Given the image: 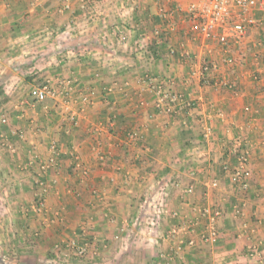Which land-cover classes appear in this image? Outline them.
I'll return each mask as SVG.
<instances>
[{"label": "crops", "instance_id": "obj_1", "mask_svg": "<svg viewBox=\"0 0 264 264\" xmlns=\"http://www.w3.org/2000/svg\"><path fill=\"white\" fill-rule=\"evenodd\" d=\"M199 1L0 0V118H10L0 137L25 132L10 148L15 154L0 148V264H37L74 236L111 253L107 241L134 231L131 218L153 202L163 228L156 243L196 247L183 264H264V62L251 53L230 73L221 47L193 33L185 13L162 16ZM261 29L232 47L247 52L264 41ZM207 60L216 70L204 71ZM227 78L231 90L210 84ZM46 83L58 98L32 103L31 89ZM154 84L184 94L195 109L185 114L179 102L166 112ZM68 87L70 108L61 103ZM133 131L137 144L126 137ZM53 144L60 158L42 172ZM236 146L249 156L243 185L232 181ZM217 213L221 236L207 244L201 236ZM169 228L177 233L165 239Z\"/></svg>", "mask_w": 264, "mask_h": 264}, {"label": "built area", "instance_id": "obj_2", "mask_svg": "<svg viewBox=\"0 0 264 264\" xmlns=\"http://www.w3.org/2000/svg\"><path fill=\"white\" fill-rule=\"evenodd\" d=\"M185 13L187 19L190 23L191 31L193 33L200 34L204 38L216 42L221 45L227 64L233 70V73L238 69L237 54L238 51L232 46L234 43H239L243 40L247 34L253 33L255 29H259L264 22V0H200L197 3H191L187 7H179L177 10L175 7L169 10L162 11V16L166 19L173 18L175 13ZM262 13L263 15L258 18L257 14ZM261 19V20H260ZM175 29L174 25L169 26V31ZM123 41H126L123 35ZM208 66L204 67V71H208ZM235 80H215V86H221L223 89L231 90L234 86ZM154 92L160 95L158 102L159 106L166 105V112H171L173 105L175 103L183 102L186 107H192V101H186L184 94L174 93L170 89H165L163 85L154 84ZM72 87H68V90L62 94L61 99L62 105L66 108H70L71 98L69 97V92ZM30 96L34 99L36 103H43L47 99H57L58 94L49 83L34 86L30 91ZM87 100V98H84ZM174 109V108H173ZM194 110V109H193ZM72 121H75L74 115L71 116ZM8 118L6 115L0 118V124H7ZM214 128L211 124H206L203 129V139L204 142H210L214 137ZM128 140L135 143L140 139V134L138 131L129 132L126 136ZM238 144H241V140L238 139ZM238 146L234 147L231 151L234 157H236V168L232 173V181L236 184H244V180L251 176V170L249 168V156L246 152H240L237 150ZM60 158V152L56 144L51 146V157L49 159L48 165L43 164L41 166L42 170L45 171L50 167L51 164H55ZM223 169L228 172L230 170V165L225 163ZM38 184L45 189V184L43 181H38ZM213 188L218 187V183L215 181L212 183ZM188 193L194 191V185L190 184L186 189ZM238 208H236L237 212ZM209 212L210 211L206 210ZM207 214V213H206ZM220 214H213L210 217L209 223L207 225L206 231L202 234L203 242L207 244L214 245L220 239V230L217 226V217ZM171 234H176L177 230H172ZM193 240L190 241L189 245H193ZM69 247H76L75 242H72ZM79 256L84 254V250H79ZM252 253H255V249Z\"/></svg>", "mask_w": 264, "mask_h": 264}, {"label": "rangeland", "instance_id": "obj_3", "mask_svg": "<svg viewBox=\"0 0 264 264\" xmlns=\"http://www.w3.org/2000/svg\"><path fill=\"white\" fill-rule=\"evenodd\" d=\"M82 1H83L84 6H86V7L89 6L90 0H82ZM84 9H86V8L84 7ZM257 15H258L257 17L260 18L263 14L258 13ZM263 27H264V25H262L260 27V30H262L261 28H263ZM255 31H253V32H255ZM195 34H197V33H195ZM255 42H256V46L252 45V47H249V45H248L249 48H248L247 52L242 54V55H244V57L242 58V56H241L240 58L237 59L239 67H244V66L248 65V59H249V56L251 53L254 54L253 60L255 62H258V61L264 62V50H263L264 49V45H263L264 41L262 42V39H258ZM212 44L216 45L217 47H221V45L216 43V42H214V43L212 42ZM208 60L204 61L203 67L208 66L209 71L216 70L214 64L209 63ZM239 61H241L243 63H240ZM227 66H228V69L230 70V73H233V70L230 68V66L229 65H227ZM226 80H231V79L227 78ZM214 81L215 80H213V82ZM212 86L214 87V84ZM215 88L219 89V90H223V87H221V86H215L214 89ZM31 100H32L31 101L32 103L35 102L33 98ZM59 104H61V103H59ZM58 105L56 104L57 107H58ZM72 115H74V118H75L74 120H76V115L75 114H72ZM72 115L68 116V123L69 124H72V122H74L71 119ZM6 116H7V114H6ZM7 118H8L7 124H1V125H3V126L9 125V119L10 118H9V116H7ZM12 120H15V119H12ZM19 120H21V119H19ZM30 120H32V119L30 118ZM12 124L15 125L16 123H12ZM24 124L25 123H23V122L17 124V125H21L22 131H25L24 130L25 128L23 127ZM19 138H21V139L25 138V132L24 133L20 132V133H17L15 135L8 133V132L4 133L3 136L0 137V148L4 149L5 152L7 153V155H8V152H9V154H15L16 152L15 153L12 152L10 148H12L14 150L15 142L18 140H21ZM15 150H16V148H15ZM42 172H45V171L42 170ZM42 175H43V173H42ZM35 185L40 186L38 183H36ZM39 205H40V209L44 206V202L42 201V199L39 201ZM148 205H149V207H148L147 212H149V213L138 212L136 214V217L134 216L131 218L133 220V223L130 226V229L132 228V229H134V231L127 232L128 233L127 236L123 235V233H124L123 231L118 232L117 238L113 239V237H112V239L107 241V242H109V245H112L111 249H110L111 253H105V252H108L109 248L95 247L94 250H92L91 246L87 247L85 244L87 243V241H90V242L93 241V239H91V238L88 239V237L83 236L81 239H79V238L77 239L76 236H74V238L72 240H74V241L76 240L75 241L76 247H64V249H59V251L57 253H54V257L56 258V261H51L53 258L52 257L50 258V255H46V260L44 259V261H39V262H37V264H183L182 263L183 259H180V257H183L184 253L188 252V250L195 249L196 247L195 246H193V247L189 246L190 248H187L185 245H181V246H175V247L171 246V247L165 248V247H162V242H161L162 240L160 241L161 245L157 244L156 239H159L158 236L162 235V232H160V231H163L162 225H161V227H159V224L162 222L160 221L159 217L157 216V213H154V209L156 208V207H154V202H153V205H150L149 203H148ZM144 213H145V215H144ZM160 215H162V214H160ZM60 216H61V218H59V222L62 224L65 222V219L63 218L62 215H59L58 217H60ZM163 217H165V216L163 215ZM62 218H63V220L61 221ZM166 219L164 218L165 221H166ZM158 222H160V223H158ZM62 225H64V224H62ZM141 228H143L144 230H142ZM164 229H165V227H164ZM169 229L165 230L166 232L163 233V235H164L163 238L169 239V236L172 233L171 232L172 229H170V230ZM128 231H130V230H128ZM167 231H169L170 235H168ZM84 235H86V233H84ZM89 235L92 236L94 234H87V236H89ZM86 238H87V241H86ZM72 240H70V241H72ZM123 240H126V242H131V244H133V245L126 247V248L125 247L120 248L121 245H118L117 243L120 242V243L124 244ZM78 248H79V250L80 249L84 250V254L82 256H80L81 258H79V259L77 258V257H79V254L77 251ZM54 252H55V250H54ZM63 252L66 253L65 257L62 256ZM95 252L98 253V255L94 254ZM40 253H46V252L41 251ZM160 255L163 257L161 258ZM183 258H185V256ZM144 259H147V260H144ZM142 260H144V261L142 262Z\"/></svg>", "mask_w": 264, "mask_h": 264}, {"label": "trees", "instance_id": "obj_4", "mask_svg": "<svg viewBox=\"0 0 264 264\" xmlns=\"http://www.w3.org/2000/svg\"><path fill=\"white\" fill-rule=\"evenodd\" d=\"M242 54H243L242 52H238V54H237V59L240 58L241 56H242V58H243L244 55H242ZM241 60H242V59H241ZM239 62H240V63H243V62H241V61H239ZM208 69H209V67H208ZM31 79H32L31 77H28V80H29V81H31ZM214 82H215V81H214ZM214 82L211 81L210 84L213 85ZM195 107H196V105H194V106H192V107H189V108L186 107L184 113L186 114L189 110H191V109H192V110L195 109ZM73 125H75L74 122H72V126H73ZM127 134H128V133H127ZM126 136H127V135H126ZM139 141H140V139H139ZM139 141H137V142H135V143L137 144V143H139ZM241 185H243V184H241ZM58 251H59V249H57L56 252L52 251V252L49 253V255H50L51 257H54V253H57Z\"/></svg>", "mask_w": 264, "mask_h": 264}]
</instances>
